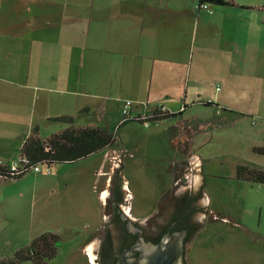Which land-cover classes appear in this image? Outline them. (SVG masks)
<instances>
[{
  "label": "rangeland",
  "instance_id": "374dc122",
  "mask_svg": "<svg viewBox=\"0 0 264 264\" xmlns=\"http://www.w3.org/2000/svg\"><path fill=\"white\" fill-rule=\"evenodd\" d=\"M23 1L0 0V5L11 10L2 16L8 26H15V10ZM225 1L229 4L218 7L228 12L229 23L239 34L249 23L257 26L256 13L241 8L264 7V0ZM96 2L111 5L114 0ZM216 6L209 3L206 12L214 13ZM20 52L16 51V30L0 35V159L16 160L36 126L43 139L68 126L49 119L53 116L71 117L73 127L108 128L121 152V170L128 178L137 221L155 211L160 197L177 190L201 160L198 173L207 217L185 247L186 259L190 264H264V184L235 178L237 166L264 169V156L252 151L264 147V82L260 77L229 71L224 55H215L197 36L189 45L194 56L188 61L192 59L193 65L185 112L148 126L136 120L119 126L125 103H131L130 118L144 111V104L117 93L106 99L100 92L103 78L96 76L85 78L90 79L85 86L89 92L62 95L61 100L70 103L52 108L47 93L35 89L36 84L23 74ZM25 81L28 87L23 92L18 87ZM45 103L50 109L44 108ZM112 147L77 161L55 163L50 173L30 171L0 181V260L13 257L38 235L52 232L59 237L57 254L46 264H94V248L85 245L104 226L94 187Z\"/></svg>",
  "mask_w": 264,
  "mask_h": 264
},
{
  "label": "crops",
  "instance_id": "0c3cea01",
  "mask_svg": "<svg viewBox=\"0 0 264 264\" xmlns=\"http://www.w3.org/2000/svg\"><path fill=\"white\" fill-rule=\"evenodd\" d=\"M196 3L198 0H114L103 5L94 0H26L15 10V26L2 20L11 10L0 5V35L16 30L23 74L36 84L35 89L47 93L52 108L66 107L71 100L62 101V95L89 92L85 86L90 79H86L102 76L100 92L106 99L123 94L132 101L138 99L144 111L164 107L176 116L187 109L193 65L192 59L188 61L194 56L189 45L197 36L215 55H224L229 71L254 74L264 82V7L241 8L255 12L259 21L257 26L242 27L239 34L220 5L209 13L197 9ZM27 87L25 81L18 88L25 92ZM78 101L75 98L76 104ZM44 108L50 109L49 104ZM89 244L96 245L91 242L85 248Z\"/></svg>",
  "mask_w": 264,
  "mask_h": 264
},
{
  "label": "flooded vegetation",
  "instance_id": "af4514ba",
  "mask_svg": "<svg viewBox=\"0 0 264 264\" xmlns=\"http://www.w3.org/2000/svg\"><path fill=\"white\" fill-rule=\"evenodd\" d=\"M119 185L116 182L110 192L104 226L88 242L97 239L92 250L96 264L140 263L149 255V246L159 245L163 235L172 233L184 234L181 264H190L184 249L203 227L207 217L205 204L199 201L202 198L199 188L187 192L164 193L156 210L137 221L134 218L128 219L129 216L122 211L120 205L124 195ZM200 212L204 216L202 223L196 218Z\"/></svg>",
  "mask_w": 264,
  "mask_h": 264
},
{
  "label": "trees",
  "instance_id": "16d2710c",
  "mask_svg": "<svg viewBox=\"0 0 264 264\" xmlns=\"http://www.w3.org/2000/svg\"><path fill=\"white\" fill-rule=\"evenodd\" d=\"M198 2L220 6L229 4L225 0H199ZM147 115L149 123L159 122L174 116L173 113H170L165 108L163 110L162 107L150 110ZM51 120L65 122L68 127L51 134L46 139L41 138L38 134L37 126L34 127L32 133L24 140L19 150L20 155L26 156L31 164L42 163L51 167L55 163L73 162L106 150L115 143V135L108 128L73 127L71 117H54ZM130 120L142 123L137 117H128L124 118L122 124ZM252 151L264 156V147L252 148ZM3 171L0 168V173ZM21 176L24 175L16 174L9 176V179H17ZM235 178L250 183L264 184V169L237 166ZM58 241L59 237L57 234L52 232L42 233L35 237L29 245L17 250L13 257L0 260V264H20L21 262L46 264L47 259H53L56 256Z\"/></svg>",
  "mask_w": 264,
  "mask_h": 264
},
{
  "label": "water",
  "instance_id": "95a60500",
  "mask_svg": "<svg viewBox=\"0 0 264 264\" xmlns=\"http://www.w3.org/2000/svg\"><path fill=\"white\" fill-rule=\"evenodd\" d=\"M201 160L186 173V178L183 184L173 193L187 192L196 190L199 188V193L202 195L200 202L205 204L207 209V200L203 193L202 179L198 173ZM127 175L121 170V152L115 140L113 147L107 152L102 168L100 170L98 179L94 187V195L98 202L100 211L104 217H106L107 208L106 203L110 198V192L116 182L120 184L122 194L124 195L121 203V209L124 214H127L128 219L132 218V199L129 193V186L127 181ZM198 192V191H197ZM203 213L200 212L196 215V218L202 223ZM183 233H172L163 235L159 245L149 246V255L145 256L140 263L137 264H181L182 261V239Z\"/></svg>",
  "mask_w": 264,
  "mask_h": 264
},
{
  "label": "built area",
  "instance_id": "2783aa9c",
  "mask_svg": "<svg viewBox=\"0 0 264 264\" xmlns=\"http://www.w3.org/2000/svg\"><path fill=\"white\" fill-rule=\"evenodd\" d=\"M196 8L209 10L207 3L198 2ZM129 106H130V103H125L123 106V110H122L123 120L124 118H128L129 113L124 114V112L128 111ZM162 109L164 110L163 107ZM136 117L139 118L145 126L149 125L147 114H143V115L136 116ZM123 120L119 123V126L122 124ZM0 168L4 170L2 173H0V181L9 179V176H14L16 174L25 175L29 173L30 171H33L35 173H40L44 169L47 173L51 172V168L48 165L42 164V163L31 164L30 160L26 156H23V155H19L16 160H13L10 162H6L0 159Z\"/></svg>",
  "mask_w": 264,
  "mask_h": 264
},
{
  "label": "bare ground",
  "instance_id": "6f19581e",
  "mask_svg": "<svg viewBox=\"0 0 264 264\" xmlns=\"http://www.w3.org/2000/svg\"><path fill=\"white\" fill-rule=\"evenodd\" d=\"M124 114H126V111L124 112ZM92 256H93V254H91ZM93 258H94V256H93Z\"/></svg>",
  "mask_w": 264,
  "mask_h": 264
}]
</instances>
